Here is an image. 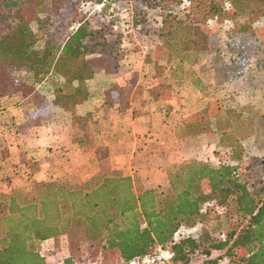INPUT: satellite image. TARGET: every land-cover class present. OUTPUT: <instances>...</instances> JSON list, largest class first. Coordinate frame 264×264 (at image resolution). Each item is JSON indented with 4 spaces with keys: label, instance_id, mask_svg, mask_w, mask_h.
Returning <instances> with one entry per match:
<instances>
[{
    "label": "trees",
    "instance_id": "obj_1",
    "mask_svg": "<svg viewBox=\"0 0 264 264\" xmlns=\"http://www.w3.org/2000/svg\"><path fill=\"white\" fill-rule=\"evenodd\" d=\"M67 1L0 0V98L20 93L40 107L34 84L48 79L56 83L50 104L66 109L67 98L89 94L95 60L107 74L119 70L118 32L114 23L95 13L78 11L65 25L49 27L41 35L35 31V20L46 24ZM75 1L98 5L105 0ZM184 1L139 0L131 22L143 29L158 13L157 47H164L182 65H192L210 48V37L200 20L186 13ZM235 1L210 0L208 11L219 14ZM258 6L264 11V1ZM106 9L105 3L100 10ZM17 72L28 73L32 81ZM192 80L199 83L194 75ZM105 101H113L109 90ZM221 116L224 120L218 123ZM44 118L38 116L36 123ZM215 120L218 146H240L235 128L240 124L249 132L245 122L226 116L220 104ZM71 124L88 125V117L73 111ZM203 130V121L195 120L184 124L179 135L195 136ZM75 138L81 145L90 140ZM96 148L104 153L99 145ZM178 164L168 171L163 187H144L130 175L99 171L77 183L57 177L32 179L27 190L0 191V264H48L41 244L60 237H67L71 248L82 243L115 250L122 264L157 246L169 247L173 260L181 264H190L197 253L204 256L201 264H264V177L250 180L241 165L229 162L216 165L191 159ZM182 228L195 229L175 239ZM75 257L68 253L64 262L84 261Z\"/></svg>",
    "mask_w": 264,
    "mask_h": 264
},
{
    "label": "rangeland",
    "instance_id": "obj_2",
    "mask_svg": "<svg viewBox=\"0 0 264 264\" xmlns=\"http://www.w3.org/2000/svg\"><path fill=\"white\" fill-rule=\"evenodd\" d=\"M214 1L223 4L224 0ZM261 1L264 0H237L228 9L216 15L208 11L210 0L184 1L187 5L188 12L186 13L194 19H199L202 28L210 37V48L200 53L198 61L192 65H182L165 52L164 47L163 49L157 47L154 30L160 22L158 13L153 14L152 19L149 18V23L143 29L140 28L141 26L132 25L131 18L140 5L139 0H109L106 2L105 11L93 5L82 7L80 2L68 0L52 14L51 20L46 24L35 20L32 26L41 35L42 31L49 27H56L59 23L65 25L77 16L78 11L95 13L100 20L114 23V29L120 37L119 70L108 78L98 76V80L89 85L95 93V103H101V99L104 101L105 91L108 88L112 89L111 94L116 97V92L120 93L119 87L123 83L130 87L137 84L141 88L138 95L141 101L147 100L149 95L157 101L165 97L163 95L166 93V96H171L172 101H178V103L185 97L189 99L186 103H203V107L193 112L184 122L186 124L195 120L203 121V132L198 134L196 139L187 138L182 142L181 140L172 141L177 144V147L187 148V154L191 157L181 162L194 157L216 165L224 162L239 164L250 180H257L264 177V126L261 125L264 114V11L258 6ZM235 8L240 12H234ZM42 42L43 40L40 39L38 45H42ZM92 65L97 73L101 70L99 60H95ZM16 75L26 81L31 80L26 72H17ZM193 75L199 79L198 84L193 82ZM154 77L156 79H153ZM55 85L54 81L48 79L34 84V95L42 101L40 107L20 93L9 96L12 98L6 101L18 111L19 117L12 116L16 117L15 121L23 123L25 119L23 125H26L28 123L26 117L32 121L30 123H33V121L36 122L38 116H44L46 122L53 118L56 126L67 127L69 123L67 112L74 110L73 103L82 101L88 95L84 98H67L65 100L66 109H60L50 104V100L56 94H54ZM157 88L159 91L162 89L166 91L159 93ZM175 90L180 95H175ZM5 104L7 103L0 102V119ZM218 104L224 107L226 116L245 122L244 124L249 128L247 132L245 128H240V124L236 126L235 133L240 140V146L237 148L225 149L218 146L219 134L215 129L218 125L215 120ZM61 113L65 116H60V119L58 114ZM92 113L93 117L97 115L94 111ZM85 116L88 117L89 123L96 121L89 113ZM223 120L221 116L218 123H222ZM18 124L16 122L1 123L0 131L15 134L17 129L20 130ZM91 125L92 123L89 124ZM177 126L181 124L176 123ZM179 131L180 128L176 130V136H180ZM178 163L159 166L166 180V184L160 182L159 186L163 187L168 184V171L175 170L179 166ZM57 178L71 183L78 182V179L71 175ZM138 181L142 185L141 180ZM31 185L32 181H27L25 178L10 189L27 190ZM2 186L0 181V189L3 188ZM194 229H184L182 234L176 236V239L191 233ZM43 247L44 245L41 244V249L49 264L64 261L68 253L75 255L77 259L96 261L101 264H122L121 257L115 250H103L97 246L92 247L82 243H78L76 248H71L67 237H60L49 246ZM153 251L154 249L150 252ZM203 259L204 256L197 253L193 255L190 264H201ZM163 264H181V262L172 259Z\"/></svg>",
    "mask_w": 264,
    "mask_h": 264
},
{
    "label": "crops",
    "instance_id": "obj_3",
    "mask_svg": "<svg viewBox=\"0 0 264 264\" xmlns=\"http://www.w3.org/2000/svg\"><path fill=\"white\" fill-rule=\"evenodd\" d=\"M112 75L101 69L98 73L95 72L90 82L93 84L99 77L108 78ZM120 85V93L117 91L116 97L112 96V103H106L105 99V103H102L103 99L101 103H95V93L89 88L88 96L73 103L74 110L67 112L69 123L64 128L56 126L53 118L47 122L30 123L31 120L26 117L27 126L23 125L25 119L23 123L15 121L19 117L18 111L6 101L12 97L0 98L1 103H7L3 105L0 128L1 123L5 122L20 125V130L17 129L15 134L8 131L3 134L0 131V144L3 143L0 145V181L3 185L0 191L14 187L25 178L27 181L49 180L71 175L78 181H83L99 171L130 175L141 180L144 187H156L160 182L166 184L159 166L191 158L187 154V148L177 147L172 141L182 142L187 138L198 137L176 136L175 132L178 128L182 132L186 119L202 108L203 103H186L189 100L187 97L178 103L172 101L171 96H166V93L163 95L165 97L157 101L151 95L147 100L141 101L138 99L141 88L137 84L133 87L126 83ZM158 88L159 93L166 91H159ZM107 90L112 91L109 88ZM174 94L180 95L176 90ZM73 111L80 115L89 113L92 117V111L96 112L97 115L93 117L96 121L89 123L94 126L71 124ZM13 115L16 117H12ZM60 116L65 115L58 114ZM57 121L59 122L58 119ZM176 123L181 126L176 127ZM79 136H88L90 140L81 145L75 138ZM98 145L104 149V153L97 150ZM53 242L50 238L42 244L46 247Z\"/></svg>",
    "mask_w": 264,
    "mask_h": 264
},
{
    "label": "built area",
    "instance_id": "obj_4",
    "mask_svg": "<svg viewBox=\"0 0 264 264\" xmlns=\"http://www.w3.org/2000/svg\"><path fill=\"white\" fill-rule=\"evenodd\" d=\"M107 1L109 0H105L103 3L98 5H93L91 2H81V5L82 7L93 5L95 7L101 8ZM184 229H188V228H182L178 232H176L175 239L177 235L182 234ZM191 229L193 230L194 228ZM172 259H173V252L169 247L157 246L154 248V251L152 253L149 252L142 257L132 258L125 264H163L171 261ZM59 264H66V263L64 261H61L59 262ZM72 264H101V263H98L96 261L84 260L82 262H75Z\"/></svg>",
    "mask_w": 264,
    "mask_h": 264
}]
</instances>
